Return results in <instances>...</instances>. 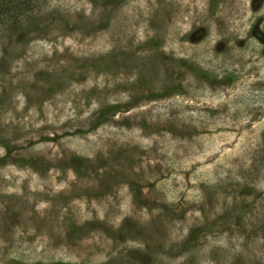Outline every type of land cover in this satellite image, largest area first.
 <instances>
[{
  "label": "rangeland",
  "instance_id": "374dc122",
  "mask_svg": "<svg viewBox=\"0 0 264 264\" xmlns=\"http://www.w3.org/2000/svg\"><path fill=\"white\" fill-rule=\"evenodd\" d=\"M20 5L0 264H264V0Z\"/></svg>",
  "mask_w": 264,
  "mask_h": 264
},
{
  "label": "trees",
  "instance_id": "16d2710c",
  "mask_svg": "<svg viewBox=\"0 0 264 264\" xmlns=\"http://www.w3.org/2000/svg\"><path fill=\"white\" fill-rule=\"evenodd\" d=\"M2 1L0 4V12L4 14H10L13 12V9H15L17 6H20L23 8L24 12H30L33 10L35 6H37V1L39 0H0ZM14 3V6L11 5L12 2ZM11 2V3H10ZM20 9V8H19ZM23 12V11H21Z\"/></svg>",
  "mask_w": 264,
  "mask_h": 264
}]
</instances>
